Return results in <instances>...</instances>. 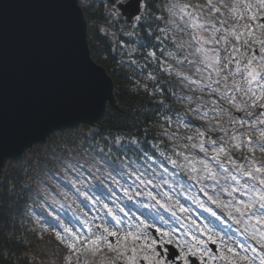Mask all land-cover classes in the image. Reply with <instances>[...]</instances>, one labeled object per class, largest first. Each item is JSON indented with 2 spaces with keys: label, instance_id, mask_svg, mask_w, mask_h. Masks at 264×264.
Returning a JSON list of instances; mask_svg holds the SVG:
<instances>
[{
  "label": "trees",
  "instance_id": "16d2710c",
  "mask_svg": "<svg viewBox=\"0 0 264 264\" xmlns=\"http://www.w3.org/2000/svg\"><path fill=\"white\" fill-rule=\"evenodd\" d=\"M78 2L87 22L91 56L111 77L121 112L108 108L97 128L83 125L53 134L46 145L34 147L18 162L7 163L0 180V264H69L67 251L54 235L31 228L34 215L54 224L47 216L48 190L52 179L63 174L91 181L90 188L99 195L103 185L117 183L139 190L142 186L158 197L166 192L171 197L169 204L176 205L169 210L198 207L202 216L217 224L213 216L222 207L208 196L221 201L218 186L205 180L202 191L201 184L194 183V188L187 182L188 169L195 161L213 154L208 150L205 156L199 151L201 141L205 149L223 143L244 170L253 162L264 165L256 142L254 152L241 142L255 140L256 129L240 126L232 138L225 139L215 127L205 126L207 120L215 118L217 103L208 107L194 102L181 90L188 80L196 89L214 84V75L204 73L192 34L183 25L181 6L201 13L211 22L212 30L213 25L216 29L228 20L235 0H211L217 12L211 11L208 0H142L139 19L129 22L104 0ZM190 61L199 70L189 72ZM133 140L137 143H131ZM170 160L184 167L173 166ZM210 163L219 171L215 161ZM225 167L232 168L227 162ZM144 196L143 205L152 206L149 195Z\"/></svg>",
  "mask_w": 264,
  "mask_h": 264
},
{
  "label": "rangeland",
  "instance_id": "374dc122",
  "mask_svg": "<svg viewBox=\"0 0 264 264\" xmlns=\"http://www.w3.org/2000/svg\"><path fill=\"white\" fill-rule=\"evenodd\" d=\"M128 0H118L115 5V11L120 13V6L127 3ZM244 2L255 3L252 0H236V4L239 5L242 11V5ZM186 12L192 13L194 19H190L188 15L182 13L185 17L183 21L184 27L190 30L192 36H197L200 39L194 40L196 44L195 52L200 56L205 71L209 74L215 72L219 73L223 81H228V85H231L232 93H229L222 98L224 105L235 106L239 105V110L246 109V120L248 124H253L259 119H264L260 116V112L264 111L260 107L264 100H259L260 92L253 83L251 85V92H248L247 85L243 81V75H246L243 71V66L247 65L248 60L254 57L253 51H259L260 44L256 43L252 36L248 35L247 29L244 27L246 23H251L245 17L240 19L233 15V24L228 28L217 27L216 31L210 30L208 26L210 21L207 20L201 13L192 9H185ZM255 11V9H253ZM264 15V13H260ZM259 21L257 20L254 27V33L257 38L264 39V33L259 29ZM203 25L204 28H194L193 23ZM244 33L237 42L235 36L231 33ZM232 38L233 45L226 41L227 35ZM260 35H263L261 37ZM209 41L205 44L203 41ZM248 41V45H244V41ZM234 49H239L235 51ZM259 53V52H258ZM234 58L229 63V58ZM264 57V56H263ZM255 58V57H254ZM264 59V58H263ZM218 61V63H217ZM256 65V58L253 61ZM195 66V65H193ZM239 69V71H238ZM212 72V73H211ZM232 73H236L233 75ZM234 82L240 86V91H236L233 87ZM181 90L188 98L194 99L195 102L208 103L209 100L217 102L216 96H211V91H203L201 89H195L190 82H185L181 85ZM216 90V88L214 89ZM220 89L218 88L217 91ZM230 90V89H228ZM227 90V91H228ZM218 96V93H217ZM229 99V100H228ZM219 103V102H218ZM209 104V103H208ZM236 110L237 107H235ZM239 114L241 112H238ZM251 113V115H248ZM218 122L221 126V132L223 135H228L230 126L235 125L233 119L227 112H221L218 117ZM256 124V123H255ZM206 125L215 126L217 128V118H214V123L207 121ZM264 130V128L262 129ZM264 155V152L261 151ZM90 182L86 183L83 178L78 177L76 174H63L62 177L52 179L51 188L48 190L51 204L53 209L47 208V215L50 219L55 220V224H49L46 220L34 216L31 224V228L35 231H39L43 234H54L60 245L67 251L66 260L77 264V255L72 253L68 244L73 242L74 238H78L80 243L75 246L79 249V261L80 264H148L144 256L151 257L153 251L157 250V246L162 247V243H173L174 237L178 235L180 231L189 233V239L184 234H180L178 241H185L183 246H186L187 253L191 255L199 254L200 257L207 258V264H248L247 260L241 261L240 257L245 255H255L251 253V249L245 252V248L248 245H252L257 248V251L264 253L258 246L252 242L249 234L241 232L242 242H234L235 237L221 233H217L216 229L211 228L209 223L204 220H197L196 216L191 212H186L185 217L178 218L170 211H165L162 208V212L154 211L152 208L142 207L141 201L144 190H140L136 186L125 187L117 185L116 189L105 186L104 192L106 197L99 196L93 193L90 188ZM140 191V195L138 193ZM129 196L132 199H129ZM119 220V225H117ZM173 226L171 230L166 228V224ZM107 227L110 231L123 234L126 232H133L140 238L137 240H129L125 243V246L119 249L123 255H119L117 252L110 251L107 248V244H103L99 252L84 251L82 245L88 238H94L96 235L103 234V228ZM180 228V231L179 229ZM152 231L157 235H163L165 240L159 243L154 239ZM176 233V234H175ZM211 236V240L209 239ZM107 240L114 246L117 243L116 237H107ZM153 241L155 246L153 248ZM218 247V254L213 255L207 245L213 243ZM135 248L133 252L132 249ZM232 248L236 256L228 252L227 249ZM199 258V257H198ZM255 264H259V259L255 261Z\"/></svg>",
  "mask_w": 264,
  "mask_h": 264
},
{
  "label": "water",
  "instance_id": "95a60500",
  "mask_svg": "<svg viewBox=\"0 0 264 264\" xmlns=\"http://www.w3.org/2000/svg\"><path fill=\"white\" fill-rule=\"evenodd\" d=\"M105 1L114 6L116 0ZM140 3L120 6L127 21ZM113 91L106 69L91 56L78 0H0V180L9 161L45 145L51 134L96 127L108 106L119 111Z\"/></svg>",
  "mask_w": 264,
  "mask_h": 264
},
{
  "label": "snow or ice",
  "instance_id": "6c2138e0",
  "mask_svg": "<svg viewBox=\"0 0 264 264\" xmlns=\"http://www.w3.org/2000/svg\"><path fill=\"white\" fill-rule=\"evenodd\" d=\"M68 8V14L65 21V26L69 34H71L72 28H73V16L71 13V4L67 3ZM186 7L188 6H181L180 11L186 15L189 16L190 19L193 18L192 13L186 12ZM208 7L211 9L212 12H217L219 9L215 8V6L211 3V0H208ZM243 10H240L239 5L234 4L231 7V12L235 17H238L240 19L247 18L248 21L251 23H246L244 27L248 31V35L252 36L254 41L261 45V53H264V39L257 38L254 33V25L256 24L257 20L264 21V15H260V13H264V0H255V3H249L244 2L242 5ZM255 9V11H253ZM139 19V17H137ZM223 23V21H221ZM192 27L194 28H201L203 29V25H198L195 22L192 24ZM259 29L262 33H264V22L259 23L258 25ZM213 31H216L215 26H212ZM233 36H235L237 42H239L240 37L244 35V33H236L233 31L231 33ZM193 40L200 39L197 36H192ZM205 44H207L209 41L204 40ZM244 45H248V41H244ZM235 51H239V49H234ZM149 55H154V53H149ZM234 58H229V63L232 62ZM254 57L252 59L248 60L247 65L243 66V71L246 73V75H243V81L249 85L247 91L251 92V85L255 83L257 85V88L259 89L260 96L259 100H264V62L259 63L258 66H254ZM191 63V61H190ZM218 63V61H217ZM239 71V69H238ZM235 75L236 73H232ZM219 75V73H217ZM184 79H187L186 77ZM195 83V81H193ZM233 87L236 91H240V86L234 82ZM237 109L239 110V105H236ZM260 107L264 109V103L260 104ZM248 115H251V113H248ZM260 116L264 117V111L260 112ZM243 123V121H241ZM255 123H259L260 125H264V119H259L257 122L253 123V127L255 126ZM201 136H203V133H200ZM189 140L192 139V137H188ZM221 141H223V138H220ZM257 139L261 142L259 147L262 152H264V130H260L259 136ZM131 143L136 144L137 141L133 140ZM203 140L201 141L199 151L205 153V156H207V151L211 150L212 155L210 157H207V159H200L198 161H195V163L188 169V178L193 181V183L201 184V190H204V186L202 184L205 180H212L214 184L220 185V179H219V173H224L226 184L220 185V188L222 192L225 195L231 196L232 201L229 204H223L219 198L213 199V196L209 195L208 199L213 203L216 204L218 207H226V208H234V211L242 218L247 220H254L255 225L253 232L250 233L251 239L255 240L256 243L259 245L260 248H264V165L257 166L254 162L251 164L250 168L248 170H244L242 165L237 164V162L231 158V156L226 152L225 147L223 146V143L221 145H217L214 148L205 149L203 146ZM210 144H215V141H210ZM247 146L249 147L250 151H255V147L253 146V142L251 139L247 141ZM192 147H196V145H192ZM239 147V146H237ZM223 156V158H222ZM210 161H215L217 165H219V171L214 169L210 163ZM225 162L227 164L231 165L232 168L229 169L228 167H225ZM170 163L173 166H179L183 168V165H177V161L170 160ZM199 167H198V166ZM232 170H235L236 173H239L240 176L246 177L247 180L254 181L255 183H247V181L244 184H241L240 179L236 174L233 173ZM195 173V175H193ZM145 183H151V181H144ZM233 182L234 185H233ZM257 184L259 187H257ZM213 191L215 192L216 189L213 188ZM207 194V193H205ZM243 197L244 199L238 198ZM149 198L153 201H155V204L158 205L160 208H163L165 211H168L171 208H175L176 205H170L169 201H171V197L165 192L160 193V198H158L156 195H153L152 193H149ZM129 199H132L131 196H129ZM198 203V202H197ZM203 207V205H200ZM144 208H150L152 206L148 204L142 205ZM205 211H209V209L205 208ZM178 211L180 213H183L185 211L184 208L180 207L178 208ZM173 215H175V212H173ZM212 215H215V213H212ZM229 218L232 217V213H228ZM234 223L241 222L240 220L233 219ZM119 220H117V225H119ZM103 233H106L107 236L100 234L96 235L94 238H88L86 242L82 245L84 251H92V252H99L102 248L103 244H107V248L110 251L117 252L119 255H123L122 252H119V249L125 246V243L129 240H137L140 237L137 236L133 232H126L123 234H118V232L110 231L107 227L103 228ZM107 237H116L117 243L114 246L111 242L107 240ZM209 239L211 240V236H209ZM215 243V241H212ZM80 241L78 238H74L73 242L68 244L69 250L77 255V264H80L79 261V249L75 246L76 244H79ZM155 246V241H153V248ZM251 249V253L255 255H245L240 257L241 261L247 260L248 264H255V261L259 259V264H264V253H260L257 251L256 247H253L252 245H248L245 248V252H248V249ZM132 251H135V248L132 249ZM228 252L232 253L233 256H236L237 253L233 251L232 248L227 249ZM145 260L148 261V264H166V258L159 253L158 251H153V254L151 257L144 256ZM69 264L71 262L69 261Z\"/></svg>",
  "mask_w": 264,
  "mask_h": 264
},
{
  "label": "flooded vegetation",
  "instance_id": "af4514ba",
  "mask_svg": "<svg viewBox=\"0 0 264 264\" xmlns=\"http://www.w3.org/2000/svg\"><path fill=\"white\" fill-rule=\"evenodd\" d=\"M257 187H259L258 184H257ZM240 198H241V199H244L243 197H240ZM253 224L255 225V221H253ZM255 227H258V226L255 225ZM153 235H154L155 240H156L157 242H160V241H163V240H164V238H163L162 236H157L156 233H153ZM164 246H165V243H162V247H164ZM158 247H160V246L158 245L157 248H158ZM160 250H162L161 247H160ZM187 259H188V257H187ZM180 261H181V262H186V260L184 261V257L181 256V254H180Z\"/></svg>",
  "mask_w": 264,
  "mask_h": 264
}]
</instances>
